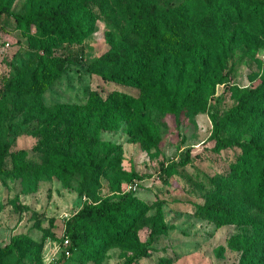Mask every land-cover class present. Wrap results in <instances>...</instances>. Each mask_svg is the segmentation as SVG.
<instances>
[{
	"label": "rangeland",
	"instance_id": "1",
	"mask_svg": "<svg viewBox=\"0 0 264 264\" xmlns=\"http://www.w3.org/2000/svg\"><path fill=\"white\" fill-rule=\"evenodd\" d=\"M0 5L29 13L52 7L66 11L74 3L0 0ZM85 5L90 6L95 30L81 43L61 42L52 48L55 54L73 53L78 63L63 66L61 76L44 92L52 115L29 123L15 106L16 95L7 89L24 66L30 69L37 64L41 37L35 26L26 32L13 16L0 11V146L10 143L7 170L0 169V247L17 239L11 250L0 254V264H124L144 246L148 254L132 264H238L246 246L264 239L262 223L221 224L198 207L235 211L234 201L215 191L242 150L238 146L215 150L213 117H226L239 103V93L264 81V28L257 21L252 25L258 30L232 24L219 41L193 47L181 57L178 64L186 66L184 87L191 86L198 73L207 77L203 107L167 112L143 98L140 89L105 81L86 70L108 49L102 7L111 9L112 1L88 0ZM82 49L84 58L79 57ZM199 51L208 54L210 67L205 71ZM96 90L103 96L124 91L137 100L124 110L104 109L110 118L106 123L100 119L99 107L89 106ZM254 129L264 136V125ZM247 132L246 126L236 124L227 126L222 135L250 141ZM89 141L98 144L93 165L86 155ZM21 151L26 152L27 162L38 164L14 169L12 159ZM173 163L176 170L165 181L162 172ZM130 190L145 203V210L127 234L120 238L105 228L104 221L90 222L82 229L81 247L66 255L67 220L87 202L99 203ZM254 204L255 217L264 222L263 205ZM153 221L167 229L150 242ZM260 259L264 264V254H257L254 262Z\"/></svg>",
	"mask_w": 264,
	"mask_h": 264
},
{
	"label": "trees",
	"instance_id": "2",
	"mask_svg": "<svg viewBox=\"0 0 264 264\" xmlns=\"http://www.w3.org/2000/svg\"><path fill=\"white\" fill-rule=\"evenodd\" d=\"M72 1L74 6L66 11L52 7L17 13L10 10L8 5H0V11L13 16L20 28L30 32L35 26L41 37L38 46L40 51L36 53L37 64L30 69L24 66L7 89L16 95L18 105L15 106L22 110L26 123L40 122L52 115L44 103V92L61 76L63 66L78 63V57L73 56V53L55 54L52 48L61 42L70 45L81 43L95 30L94 19L89 17L90 6L87 8L85 5L88 0ZM111 1V9L102 7L108 23V29L104 32L108 49L86 70L101 76L105 81H117L140 89L143 98L157 109L167 112L201 110L203 107L201 93L208 83L207 77L198 73L192 85L184 87L186 66L178 64L181 57L188 55L193 47L219 41L232 24L241 23L252 30H258L252 25V21H257L264 28V2L256 0H182L178 4H168L163 0H106L107 3ZM258 49L256 46L253 56ZM199 55L201 70L205 71L210 67L208 54L199 51ZM79 57H85L83 49ZM89 99V106L99 107L100 119L106 123H109L110 118L106 117L104 109L124 110L137 100L133 94L119 90L106 96L96 90ZM238 100L239 103L226 117L221 120L213 117L215 150L220 151L229 146H238L242 150L226 178L217 181L215 191L221 198L233 200L235 211L228 212L230 208L218 211L214 205L206 208L199 206L198 211L221 224L243 221L248 224L262 223L264 226V222L253 213L254 202L264 207V136H260L254 129V125L257 128L264 125V81L254 89L239 93ZM236 124L248 128L250 141L222 135L227 126ZM85 146L88 160L93 165L98 154V144L89 141ZM9 149L8 142L0 146L2 172L7 170L6 156ZM26 158V152L21 151L12 159L13 168L23 169L38 164L32 160L27 162ZM45 163L48 161L45 160ZM174 170L176 163L163 170L162 178L167 181L168 175ZM144 210L145 203L137 198L133 190L121 193L116 198L108 197L99 203H85L66 222L70 252L74 253L81 247L85 224L102 220L106 223V229L121 238ZM166 229L165 224L153 221L150 242ZM16 240L0 247V254L11 250ZM147 254L148 248L144 246L124 264H132L135 259H141ZM257 254H264V239L246 246L244 257L238 264H263L261 259L260 263L254 262Z\"/></svg>",
	"mask_w": 264,
	"mask_h": 264
},
{
	"label": "built area",
	"instance_id": "3",
	"mask_svg": "<svg viewBox=\"0 0 264 264\" xmlns=\"http://www.w3.org/2000/svg\"><path fill=\"white\" fill-rule=\"evenodd\" d=\"M69 243H70V239L68 238V237H66L65 238V244H66V247H65V254L66 255H70V250H69V248H68V245H69Z\"/></svg>",
	"mask_w": 264,
	"mask_h": 264
}]
</instances>
